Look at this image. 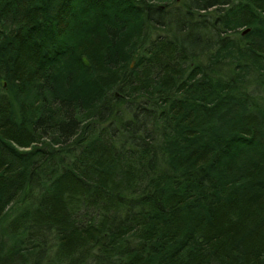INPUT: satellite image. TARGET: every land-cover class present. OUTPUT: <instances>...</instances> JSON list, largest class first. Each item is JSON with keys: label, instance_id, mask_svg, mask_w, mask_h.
<instances>
[{"label": "trees", "instance_id": "16d2710c", "mask_svg": "<svg viewBox=\"0 0 264 264\" xmlns=\"http://www.w3.org/2000/svg\"><path fill=\"white\" fill-rule=\"evenodd\" d=\"M0 264H264V0H0Z\"/></svg>", "mask_w": 264, "mask_h": 264}]
</instances>
